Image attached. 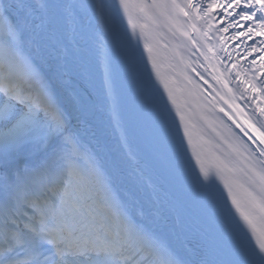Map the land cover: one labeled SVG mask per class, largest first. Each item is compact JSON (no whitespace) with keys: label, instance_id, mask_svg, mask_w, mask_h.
Masks as SVG:
<instances>
[{"label":"snow or ice","instance_id":"6c2138e0","mask_svg":"<svg viewBox=\"0 0 264 264\" xmlns=\"http://www.w3.org/2000/svg\"><path fill=\"white\" fill-rule=\"evenodd\" d=\"M121 19L147 55L131 51L126 73L158 163L185 175L216 221L213 259L175 249L84 147L95 105L84 56L94 46L112 99ZM52 59L55 78L43 70ZM72 77L83 86L63 96ZM0 264H264V0L0 2Z\"/></svg>","mask_w":264,"mask_h":264},{"label":"bare ground","instance_id":"6f19581e","mask_svg":"<svg viewBox=\"0 0 264 264\" xmlns=\"http://www.w3.org/2000/svg\"><path fill=\"white\" fill-rule=\"evenodd\" d=\"M31 2L48 3L49 0H31ZM56 2L76 4L88 3L91 0H56ZM36 23L39 24L40 21L37 20ZM119 36V48L112 53V99L108 98L104 88V70L94 46L84 56L91 69L95 101L91 127L82 134L84 147L98 159L104 171L110 176L114 191L130 206L136 209L142 208L148 219L154 221L153 226L167 237L175 249L181 252L191 249L195 253L193 259L197 261L213 259V256L206 255L211 240L197 231L191 218L186 217V214L190 212L189 207H194L201 212L202 217L208 214L196 189L181 173L175 172L182 182L174 181L169 170L163 169L158 163L153 155V150H157L153 131L144 128L148 137L139 141L134 120V116L138 114V98L133 92L138 87L129 85L126 64L131 51L139 49L136 52L139 58L143 57L144 65H147V55L144 53L143 45L132 40L127 22L123 19L119 25ZM129 41H131V48ZM26 43H30L28 37H26ZM137 57L136 59L139 60ZM148 67L151 74V67ZM43 70L55 78V59L45 64ZM165 78L171 79L168 76ZM71 79L72 83L65 86L67 91L64 88L61 89L63 96H66L73 87L83 86L78 78ZM165 98L167 100L166 96ZM138 116V122L143 127L142 123L146 124L145 118ZM207 125L211 128L208 123ZM212 236L209 237L213 239L216 234Z\"/></svg>","mask_w":264,"mask_h":264},{"label":"water","instance_id":"95a60500","mask_svg":"<svg viewBox=\"0 0 264 264\" xmlns=\"http://www.w3.org/2000/svg\"><path fill=\"white\" fill-rule=\"evenodd\" d=\"M164 66H167V65H164ZM170 75H168V77H169ZM167 77V76H166Z\"/></svg>","mask_w":264,"mask_h":264},{"label":"rangeland","instance_id":"374dc122","mask_svg":"<svg viewBox=\"0 0 264 264\" xmlns=\"http://www.w3.org/2000/svg\"><path fill=\"white\" fill-rule=\"evenodd\" d=\"M134 92V91H133ZM139 108V107H138Z\"/></svg>","mask_w":264,"mask_h":264}]
</instances>
